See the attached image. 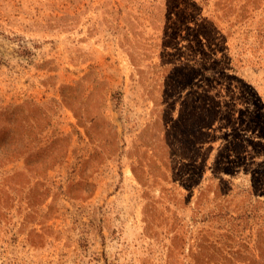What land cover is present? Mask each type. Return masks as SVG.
I'll return each instance as SVG.
<instances>
[{
    "label": "rangeland",
    "instance_id": "1",
    "mask_svg": "<svg viewBox=\"0 0 264 264\" xmlns=\"http://www.w3.org/2000/svg\"><path fill=\"white\" fill-rule=\"evenodd\" d=\"M0 264H264V0H0Z\"/></svg>",
    "mask_w": 264,
    "mask_h": 264
}]
</instances>
